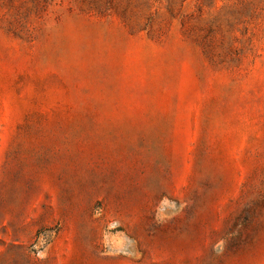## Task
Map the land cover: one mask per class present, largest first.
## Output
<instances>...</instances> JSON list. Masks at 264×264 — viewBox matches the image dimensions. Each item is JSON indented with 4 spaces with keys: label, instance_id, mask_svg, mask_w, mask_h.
<instances>
[{
    "label": "rangeland",
    "instance_id": "obj_1",
    "mask_svg": "<svg viewBox=\"0 0 264 264\" xmlns=\"http://www.w3.org/2000/svg\"><path fill=\"white\" fill-rule=\"evenodd\" d=\"M0 264H264V0H0Z\"/></svg>",
    "mask_w": 264,
    "mask_h": 264
}]
</instances>
